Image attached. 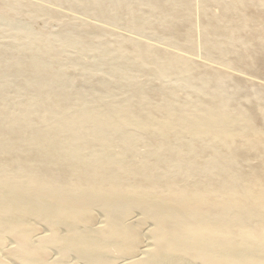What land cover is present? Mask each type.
<instances>
[{"label": "bare ground", "instance_id": "obj_1", "mask_svg": "<svg viewBox=\"0 0 264 264\" xmlns=\"http://www.w3.org/2000/svg\"><path fill=\"white\" fill-rule=\"evenodd\" d=\"M46 1L198 44L194 0ZM198 2L233 74L0 0V264H264V0Z\"/></svg>", "mask_w": 264, "mask_h": 264}, {"label": "rangeland", "instance_id": "obj_2", "mask_svg": "<svg viewBox=\"0 0 264 264\" xmlns=\"http://www.w3.org/2000/svg\"><path fill=\"white\" fill-rule=\"evenodd\" d=\"M28 1V0H27ZM30 1V0H29ZM32 2H36L37 1V3L38 4H42V5H45L46 7H48V8H50V9H53V10H55V11H61L60 13H63V14H65V15H67V16H69V15H72L73 17H75V18H79V20L81 19H83V21H88V22H91V23H94V24H97V25H99V26H101V27H104V28H107L108 30H110V31H112L113 33L114 32H116V34L117 33H120L119 35H127V37L128 36H130L131 38H135L136 40H138V41H141V42H143V43H147V44H152V43H154V44H152L153 46H157V48H160V49H165V50H168V51H171V52H175V53H177V54H181L182 56H185V57H188V56H190L189 58H191V59H195V61L196 60H198L197 62L198 63H200L199 61H201L202 63H208V64H211V66L213 65V67H218L219 68V66H214V63H210V61H208L209 59H206L205 58V55H203L202 54V52H200V50H201V46H200V43H199V41H200V31H201V27L202 26H200V25H202V17L200 16V14H199V12L197 11V13H196V10H199L200 12H201V10H200V8H199V6H200V2H198V0L197 1H195V3H194V1H193V3H192V10H191V13H192V15H191V19H195L193 22L195 23H193L192 21H191V27L192 28H194V29H196L195 31H194V33H193V35H194V38L195 39H197V36H198V39L197 40H195V41H197L198 42V44H197V42H195L197 45H195L194 47H193V49H191V52H190V49H187V50H189L188 52L190 53H188L187 52V50H183V48H179V47H177V48H173L174 46H173V44H170V45H168V43H166L165 44V42H162V40L161 39H159L158 37H155V39H154V36L152 37V36H150L149 38L147 37V35L146 34H143V35H139V34H137L135 31H133L132 29H128L127 27H122L123 25H120V24H118L119 26H117L114 22H112V21H109V20H103L102 21V19H100L99 18V20H98V17H91L90 15V17L89 16H87V15H82L83 14V12H80L79 11V13H81V14H79L78 13V10L76 9V8H74V7H72L73 8V10H72V8L71 7H68L67 5H65V4H60V3H56V2H49V1H46V0H31ZM200 1V0H199ZM43 2V3H42ZM53 3V4H52ZM199 3V4H198ZM55 4V5H54ZM198 4V5H197ZM54 5V6H53ZM60 5H64V6H61L60 7ZM196 7H195V6ZM53 6V7H52ZM65 6L66 7H68V8H71L70 10H68V8L66 9L65 8ZM63 7V8H62ZM196 8V9H195ZM199 8V9H198ZM76 9V13H75V10ZM194 10H195V15H193L194 13ZM212 11H213V13L215 14V12H217V14L219 13L218 12V8H215V7H213L212 9H211ZM215 10H217V11H215ZM199 15V16H198ZM72 16H70V17H72ZM193 17V18H192ZM92 18H94V19H92ZM96 19V20H95ZM15 20H16V22L18 23V24H20V25H23V26H26V25H28L27 27H29L31 30L33 29V30H37L38 28H40L39 26H41V23L43 22V24L42 25H46L47 26V28H49L50 29V27H51V29H50V31L51 30H53L52 32L54 33H57L58 31H59V29H60V26H59V24H58V22H54L53 20H48L47 21V19H43L41 22L40 21H33V20H29V19H27V18H25V17H17V18H15ZM40 24H39V23ZM200 22H201V24H200ZM58 24V25H56V24ZM114 23V24H113ZM2 24V25H1ZM48 24V25H47ZM108 24V25H107ZM110 24V25H109ZM32 25V26H31ZM39 25V26H38ZM194 25H195V27H194ZM58 26H59V29H58ZM115 26V27H114ZM197 26V27H196ZM200 28H199V27ZM9 27V28H8ZM0 28H3V30L4 31H6V30H8V29H10V25L9 24H7V23H0ZM111 28V29H110ZM48 29V30H49ZM193 29V30H194ZM0 30H2V29H0ZM2 30V31H3ZM56 30H58V31H56ZM192 30V31H193ZM133 31V32H132ZM199 32V33H198ZM202 32V31H201ZM196 33V34H195ZM198 34V35H197ZM200 34V35H199ZM146 35V36H145ZM149 36V35H148ZM196 36V37H195ZM153 40V41H152ZM155 40V41H154ZM199 40V41H198ZM161 41V42H160ZM164 45H163V44ZM166 45H168V46H166ZM160 46V47H159ZM170 46H172V47H170ZM176 46V45H175ZM199 46V47H198ZM198 49H197V48ZM179 48V49H178ZM196 48V49H195ZM196 51H195V50ZM183 50V51H182ZM196 53V54H195ZM73 54H75V56H76V54L77 53H75V52H73ZM179 54V55H180ZM188 54V55H187ZM200 55V57H199V55ZM198 57H197V56ZM201 55H202V57H201ZM202 58V59H201ZM204 58V59H203ZM206 60H207V62H206ZM85 61V60H84ZM216 65V64H215ZM223 67H221V68H219V69H221V70H223V71H229V69L228 70H225V68L224 69H222ZM227 69V68H226ZM227 73H230V74H233V71L231 72V70L229 71V72H227ZM235 74V73H234ZM245 110L248 112V114L250 115V118H251V121L253 122V123H257L258 122V118H257V112H256V109L255 108H253V107H250V106H247L246 108H245Z\"/></svg>", "mask_w": 264, "mask_h": 264}]
</instances>
